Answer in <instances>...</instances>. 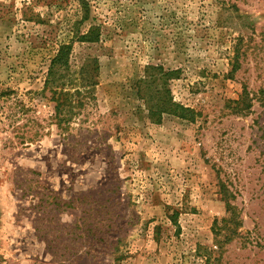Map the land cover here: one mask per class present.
I'll use <instances>...</instances> for the list:
<instances>
[{"label": "rangeland", "instance_id": "rangeland-1", "mask_svg": "<svg viewBox=\"0 0 264 264\" xmlns=\"http://www.w3.org/2000/svg\"><path fill=\"white\" fill-rule=\"evenodd\" d=\"M88 1L78 28L100 41L70 61L97 56L98 83L62 128L43 80L79 3L0 0V264H264V0ZM147 63L180 69L169 86L194 120L144 115Z\"/></svg>", "mask_w": 264, "mask_h": 264}, {"label": "trees", "instance_id": "trees-1", "mask_svg": "<svg viewBox=\"0 0 264 264\" xmlns=\"http://www.w3.org/2000/svg\"><path fill=\"white\" fill-rule=\"evenodd\" d=\"M80 6V16L71 25L72 35L68 41L57 43L53 54L49 57V63L43 80L44 90L50 93V99L54 102L53 118L62 128L69 125L73 117L79 113L86 100L93 96L92 89L98 83L97 76L99 61L97 56H88L77 69H72L71 54L73 41L96 43L100 41V26L89 23L88 28L80 30L79 24H83L90 18V3L88 0H77ZM235 56L238 48H234ZM232 66L231 71L235 70ZM180 69L165 68L161 64L147 63L143 65L139 75L134 78L135 95L142 102L145 116L153 122H159L163 114L174 115L183 119L194 120L195 110L182 102L176 101L172 95L169 82L178 78ZM253 97L247 86L242 85V91L237 99L230 101L229 108L239 114H246L251 110ZM23 107L25 106L22 104ZM39 134L27 133L20 135V143H30L37 139ZM222 199L226 204L227 217L222 222L227 227L229 223L240 224L236 206L231 202L234 194L221 184ZM174 211L170 216L177 223ZM228 228V227H227ZM230 233L235 232L234 227L229 228ZM218 234V230L214 231ZM228 240L230 237L225 236Z\"/></svg>", "mask_w": 264, "mask_h": 264}]
</instances>
